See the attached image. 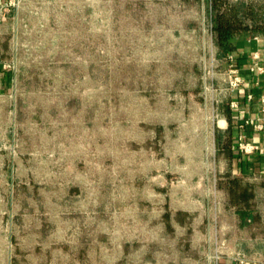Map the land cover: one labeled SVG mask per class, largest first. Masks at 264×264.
Instances as JSON below:
<instances>
[{
	"label": "rangeland",
	"instance_id": "obj_1",
	"mask_svg": "<svg viewBox=\"0 0 264 264\" xmlns=\"http://www.w3.org/2000/svg\"><path fill=\"white\" fill-rule=\"evenodd\" d=\"M251 34L264 0L0 3V264L264 261V175L219 122Z\"/></svg>",
	"mask_w": 264,
	"mask_h": 264
},
{
	"label": "crops",
	"instance_id": "obj_2",
	"mask_svg": "<svg viewBox=\"0 0 264 264\" xmlns=\"http://www.w3.org/2000/svg\"><path fill=\"white\" fill-rule=\"evenodd\" d=\"M3 2L6 0H0ZM232 45L234 65L242 82L230 94L227 115L219 122L227 143L228 171L256 178L264 175V35L235 37ZM255 63L262 66V72L256 71ZM245 119H252L253 123H245ZM240 141L254 145V149L243 152L238 149ZM204 264H264V261L222 256Z\"/></svg>",
	"mask_w": 264,
	"mask_h": 264
},
{
	"label": "trees",
	"instance_id": "obj_3",
	"mask_svg": "<svg viewBox=\"0 0 264 264\" xmlns=\"http://www.w3.org/2000/svg\"><path fill=\"white\" fill-rule=\"evenodd\" d=\"M213 3L211 7L213 6ZM237 27L238 26H235V24H232L229 20L224 19L222 13L216 14V16L214 17L213 29L217 34L218 43L220 46H222L223 48L228 47L227 42L230 37H232V35L235 33V31L238 30ZM227 50H229V48ZM251 196L252 192L248 190L246 186H244L239 190L238 196L235 200V203L243 205V213H247V215H249V212H246L248 200Z\"/></svg>",
	"mask_w": 264,
	"mask_h": 264
},
{
	"label": "built area",
	"instance_id": "obj_4",
	"mask_svg": "<svg viewBox=\"0 0 264 264\" xmlns=\"http://www.w3.org/2000/svg\"><path fill=\"white\" fill-rule=\"evenodd\" d=\"M228 57L230 59H232V54H228ZM255 68H256V71L257 72H262L263 71V68L261 65L255 63ZM241 82V78L239 75H234L232 77H230V83L232 86L236 87L238 86V84ZM245 123H253V120L252 119H245L244 120ZM257 127H260V124H255ZM239 148L245 152H248V151H251L254 149V145L252 144H249V143H239Z\"/></svg>",
	"mask_w": 264,
	"mask_h": 264
}]
</instances>
